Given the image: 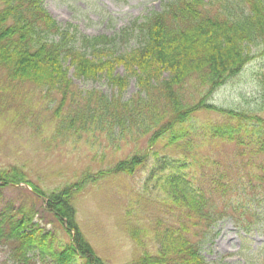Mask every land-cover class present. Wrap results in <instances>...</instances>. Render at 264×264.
I'll list each match as a JSON object with an SVG mask.
<instances>
[{
	"label": "trees",
	"instance_id": "obj_1",
	"mask_svg": "<svg viewBox=\"0 0 264 264\" xmlns=\"http://www.w3.org/2000/svg\"><path fill=\"white\" fill-rule=\"evenodd\" d=\"M44 1L0 0V91L29 86L25 102L41 91V100L55 106L53 139L103 137L137 149L60 189L40 187L17 164L0 167V186L26 183L69 237L59 239L24 207L0 206V246L11 259L107 264L85 237L72 199L89 181L139 169L148 170L145 196L165 217L152 229L128 226L142 251L126 264H213L201 243L217 222L231 217L247 232L264 228V116L211 99L256 56L254 47L264 53V0H166L109 35L59 22ZM73 77H103L113 91L81 90ZM132 81L136 91L126 97ZM259 84L264 109V74ZM211 143L235 150L221 159L203 150ZM148 237L156 249L146 248Z\"/></svg>",
	"mask_w": 264,
	"mask_h": 264
},
{
	"label": "rangeland",
	"instance_id": "obj_2",
	"mask_svg": "<svg viewBox=\"0 0 264 264\" xmlns=\"http://www.w3.org/2000/svg\"><path fill=\"white\" fill-rule=\"evenodd\" d=\"M166 0H45V6L59 22L74 23L88 35L113 34L129 26L136 19H144L159 10ZM256 56L241 72L230 78L212 94V102L226 108L255 111L264 116L260 107L259 77L264 74V53L254 47ZM72 71L70 73L72 74ZM81 90L99 89L111 94L113 89L105 78L96 81L77 79ZM1 79V73H0ZM23 90V89H21ZM136 91L132 81L126 97ZM29 86L23 92L0 91V167L9 164L21 166L27 177L44 189H60L84 176L96 175L111 168L118 160L133 154L137 143H111L103 137H82L77 141L54 137L57 118L54 103H44L41 91L31 94L25 102ZM44 94V93H43ZM5 99V100H3ZM6 102L5 106L2 104ZM19 107L21 115H17ZM28 116L33 125L23 120ZM206 115H202L204 119ZM23 120V121H22ZM146 140L140 141L139 148ZM161 149V146H158ZM203 150L221 159L231 157L232 145L211 143ZM147 169L134 175L106 174L87 182L72 199L77 209L80 227L96 253L107 264H126L140 254V249L128 233L129 225L142 224L149 229L156 223V204L144 193ZM14 204L34 213V219L57 234L59 239L69 237L52 215L44 210V198L35 195L26 184L0 186V206ZM213 234L201 243V252L213 264H264V228L252 226L245 231L231 217L212 227ZM146 239V248L156 249L155 240ZM50 263V258L46 259ZM41 264V261L38 260ZM0 264H16L0 246Z\"/></svg>",
	"mask_w": 264,
	"mask_h": 264
}]
</instances>
